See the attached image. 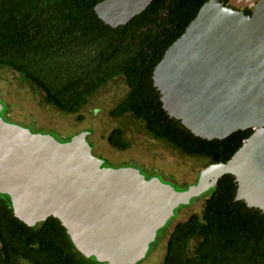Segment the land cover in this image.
<instances>
[{
	"label": "water",
	"instance_id": "95a60500",
	"mask_svg": "<svg viewBox=\"0 0 264 264\" xmlns=\"http://www.w3.org/2000/svg\"><path fill=\"white\" fill-rule=\"evenodd\" d=\"M152 2L104 0L96 13L118 28ZM153 80L164 110L195 136L254 133L227 163L207 167L195 186L178 193L136 168H102L85 134L59 142L7 123L0 101V194L10 197L18 219L34 226L57 218L85 256L134 264L178 208L225 175L238 181L237 200L264 212V0L252 13L209 0L166 51Z\"/></svg>",
	"mask_w": 264,
	"mask_h": 264
},
{
	"label": "trees",
	"instance_id": "16d2710c",
	"mask_svg": "<svg viewBox=\"0 0 264 264\" xmlns=\"http://www.w3.org/2000/svg\"><path fill=\"white\" fill-rule=\"evenodd\" d=\"M103 1L0 0V68L19 74L46 104L79 121L100 90L123 78L128 92L112 118L134 117L154 139L207 159V167L227 163L254 131L212 141L195 136L164 110L153 80L166 51L209 0H153L118 28L97 15ZM106 139L120 151L131 148L122 128ZM238 186L230 174L218 180L201 214L175 225L163 264H264V212L237 200ZM25 263L108 264L85 256L57 218L27 225L10 197L0 194V264Z\"/></svg>",
	"mask_w": 264,
	"mask_h": 264
},
{
	"label": "rangeland",
	"instance_id": "374dc122",
	"mask_svg": "<svg viewBox=\"0 0 264 264\" xmlns=\"http://www.w3.org/2000/svg\"><path fill=\"white\" fill-rule=\"evenodd\" d=\"M259 0H229L228 6L240 11L253 9ZM128 87L123 78L116 79L100 90L82 110V121L77 115L62 113L45 103L43 93L22 80L10 69L0 68V101L5 106L2 113L7 123L20 126L35 134L50 135L63 142L85 134L92 155L101 161L102 168L132 167L147 178L159 180L180 193L195 186L201 173L209 164L205 158L187 156L168 143L154 139L143 122L132 116L115 119L110 112L127 95ZM114 128L125 131L131 148L120 151L107 141ZM210 190L181 206L166 226L160 229L145 257L134 264H163L166 245L178 222L194 213L201 214ZM26 264V263H25Z\"/></svg>",
	"mask_w": 264,
	"mask_h": 264
},
{
	"label": "bare ground",
	"instance_id": "6f19581e",
	"mask_svg": "<svg viewBox=\"0 0 264 264\" xmlns=\"http://www.w3.org/2000/svg\"><path fill=\"white\" fill-rule=\"evenodd\" d=\"M217 173H218V170H211L210 176H215V175H217Z\"/></svg>",
	"mask_w": 264,
	"mask_h": 264
}]
</instances>
